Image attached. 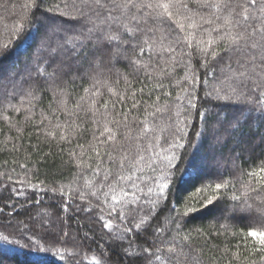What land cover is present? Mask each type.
Instances as JSON below:
<instances>
[{
	"label": "snow or ice",
	"instance_id": "snow-or-ice-1",
	"mask_svg": "<svg viewBox=\"0 0 264 264\" xmlns=\"http://www.w3.org/2000/svg\"><path fill=\"white\" fill-rule=\"evenodd\" d=\"M44 2L29 0L22 5L28 11L10 29V36L23 37L25 22L32 21ZM6 4L7 0L0 7ZM53 4L48 10L57 15H45L38 21L36 36L29 45L32 53L23 69L17 68L18 60L4 65L3 59L11 48L8 41L0 42V119L7 124L8 132L15 129L17 133L8 135L0 129V135L4 136L0 150L16 154L14 162L18 163L21 154L24 158L18 166L24 169L25 180L13 183H31L27 180L31 171L27 161L34 153L45 160L48 155L56 154L55 151L44 153L45 145L58 150L61 156L67 151V163L78 169L74 182L83 183L68 193L55 182L46 187L54 196L59 193L61 213H84L87 219L100 224L106 230L101 239L106 236L120 248L130 264H153V260L158 264H213L214 259L220 258L204 261L202 257L208 239L205 230H187L188 223L194 219L190 214L197 211L194 206L186 204L183 213L163 220L161 216L167 207L174 170L183 158L178 150L193 146L188 131L192 121L204 125L203 131H196L195 136L202 139L211 136L217 143L236 138L256 120L264 125V0H60V3L53 0ZM113 49L120 59L127 61L130 72L117 73L122 76L125 89L115 100L101 103L102 88L107 87L116 95L106 81L99 79L102 69L108 67L104 57ZM195 56L199 57V68L208 69L203 79L192 63ZM85 66L89 73H96L92 89H85L86 95L72 109L62 106L61 111L67 117L64 123L57 117L53 124L43 113L40 120L33 121L35 105H31V100L38 99L37 94L45 85L54 96H64L63 91L57 93V83L62 87L68 78L74 81ZM178 68H183L185 75L177 84L186 86L180 87L175 96L177 119L172 139L166 141V154L161 156L154 150L161 136L156 134L157 126L150 124L147 116L155 117L162 111L158 106L162 96L172 98L170 89L177 86L172 81ZM208 77L212 78L206 92L208 102L223 101L222 105H215L221 107V112L209 113L207 106L199 103L197 84H208ZM21 96L30 98L23 122L4 114L8 109L15 113L22 111L12 103ZM60 103L66 105V101ZM229 107L232 112L222 117L223 109ZM167 108L166 105L164 110ZM257 111L260 115L254 116ZM21 123L31 124L35 129V145L23 143ZM89 124L91 127H86ZM86 133L91 134L87 146L78 142ZM74 140L77 143L73 147H60L63 143L72 145ZM246 175L249 181L241 194H236L235 184L222 174L217 176L214 187L207 186L213 195L206 197V204L202 203L201 207L212 205V210L220 213L217 222L224 232L228 224L219 221L241 219L240 213L255 211L264 220V201L254 209L248 200V192L259 194L264 190V166ZM0 176L12 180L9 172ZM253 182L258 187H253ZM0 186L16 196L24 193L23 187L9 188L2 181ZM32 188L35 190L37 185L32 184ZM229 191L233 193L230 197ZM46 216L47 213L41 214L38 221L39 227L45 229L43 239L50 240L53 246L64 245V252L57 250L64 264H83L82 241L88 239L87 233L68 240L65 238L69 233L61 226L57 237L47 231L56 224L51 218L45 220ZM114 221L119 222L118 226H114ZM36 224L33 220L31 225L17 226L16 232L21 238L32 241L36 237L38 241L41 236ZM133 236L143 238L145 244L149 236L153 240L138 253L132 243ZM201 237L205 245L197 243ZM249 239L252 246L248 253L257 254L260 264H264V230L249 229L244 236L246 248ZM239 247L237 244V251L231 253L229 247H224L227 264H256L249 255L242 256ZM97 250L96 264H107L110 256L106 249L97 245Z\"/></svg>",
	"mask_w": 264,
	"mask_h": 264
},
{
	"label": "trees",
	"instance_id": "trees-1",
	"mask_svg": "<svg viewBox=\"0 0 264 264\" xmlns=\"http://www.w3.org/2000/svg\"><path fill=\"white\" fill-rule=\"evenodd\" d=\"M28 2L29 0H7L6 6L0 7V42L8 41L11 48L8 56L3 59L5 66L11 65L18 60L17 68L23 69L25 62L28 61L32 53V48L29 45L32 44L33 37L36 36L38 21L45 15H57L55 12L48 10L50 7H54L53 0H45L44 4L36 10L32 21L25 22L24 36L20 39H17L14 35L10 36V29L28 11L21 6ZM55 3H60V0H55ZM0 5H5V0H0ZM192 7H196L195 3L192 4ZM59 22L57 20V23ZM198 62L199 57L195 56L192 63L194 67L199 69V75L203 79L204 73L208 69L199 68ZM104 63L108 67L102 69V75L99 76V79L106 81L107 86L112 88L116 95L110 93L107 87L102 88L103 97L101 98V103H103V100H109L110 102L115 100L125 89L126 86L122 76H118L117 73L127 74L130 72L127 61L120 59V55L115 49L104 57ZM217 71L219 70L217 69ZM95 75L96 73H89L87 66H85V69L77 74V78L74 81L68 78L62 87L58 82L56 85L57 93L63 91L66 93L64 96H54L49 86L45 85L44 90L37 94L38 99L31 100V105H35L33 108V121L40 120L42 118L41 113H43L44 116L52 120L53 124L56 123L57 117L60 123L63 124L67 117L61 111L62 106L72 109L74 103L80 97L86 95L84 90L92 89L94 83L93 77ZM184 75L185 70L178 68L175 79L172 81L177 86L170 89L172 91V98L166 99L162 96L158 105L162 111L156 113L155 117L151 115L147 116L149 123H154L157 126L156 134L161 136L159 146H156L154 149L161 156L166 154V150L168 149L166 141L170 142L172 139V128L174 121L177 119L176 114L178 111V106L174 103L175 96L179 92L180 87L186 86L184 84H177V81H181ZM129 79H131V76H129ZM207 79L208 84H197L196 91L199 103L206 105L209 113L221 112V107L215 105L217 103L222 105L223 101L208 102L206 92L212 83V78L208 77ZM136 87H139V84ZM29 100L30 98L27 97H18L12 103L21 107L22 111L15 113L12 109H8L4 114L11 116L13 120L23 122L24 115L28 114L27 109L30 107ZM61 100L66 101V105H61ZM166 105L168 108L164 110ZM119 107L120 105L117 104L118 109ZM200 110L203 112L205 108L201 107ZM148 111L153 112L154 109H149ZM231 112L232 109L230 107L224 108L222 117L225 113ZM253 115L259 116L260 113L257 111ZM47 123L48 121H45V124ZM21 126L24 128L22 134L25 139L23 143L35 145L37 143L35 129L31 124L24 125L21 123ZM86 127H91V125H86ZM203 128L204 125L200 121H192L188 131L192 136L193 146L178 150L182 153L183 158L178 161V166L174 170V175L170 181V190L167 196L168 203L165 211L162 213L161 220L169 215L176 216L178 213H183L186 210L185 205L191 204L197 211L190 214L194 219L188 223L187 230L194 228L205 230V235L208 239L202 253L204 261H208L210 257H219L220 259L218 260L214 259L213 264H227V258L224 257V247H229L231 253L237 251L236 245L239 244V251L242 256L249 255L250 259L256 261V264H260L257 254L248 253L247 249L251 248L252 241L251 239L247 241L246 248L244 236L249 229L264 230V220H261L255 211L251 214L240 213L241 219L219 221V223L228 224L227 232H224V230L219 229L217 222L220 213L214 212L212 205L202 208L201 204H206L205 198L213 195V192L207 186L212 185L214 187V184L218 182L217 176L220 174L232 180L235 184L236 194L246 191L245 185L249 181L246 173L264 166V125L259 120H256L250 126L245 127L236 138H226V142L222 140L220 143H217L211 136L207 139H202L194 135L196 131H203ZM0 129H3L8 135H17L15 129L8 132L7 124L2 119H0ZM3 140L4 136L0 135V149L3 147ZM89 141H91V134L86 133L78 142L87 146ZM75 143H77L76 140L73 141L72 145L63 143L60 147L67 149L73 147ZM53 151L56 154L48 155L46 160L34 153L27 161L28 167L31 169L27 174V180L31 181V183L19 185L13 182L25 180V171L18 166V163L24 162L23 155L21 154L18 157L17 163L14 162L16 154L0 150V173L9 172L12 176L11 181L7 180L4 176H0V181L8 184L9 188L23 187L24 189L22 195L16 196L12 192L3 191L2 186H0V193H2L0 195V264H64L62 256L57 253L58 249L60 252H64V245L56 244L53 246L50 240L46 242L43 239L45 229L39 227L38 221L41 219V214L44 213L48 214V216L44 217L45 220L51 218L59 223L57 232H52L57 237L60 236L59 229L61 226H63L64 231L69 233V237L65 238L68 240L73 236L83 237L87 233L88 239L82 241L81 257L83 264H96V260L99 259L97 245L100 248L106 249L108 256H110L107 264H130L129 258L123 255L120 248L110 243L106 236L101 239L106 230L102 229L100 224L87 219L84 213L60 212L59 193L54 196L51 192L46 191V187L52 186L53 182H55L56 186L63 185L65 192L68 193L82 185L83 181L74 182L78 169L74 164L67 163V151L61 156L58 150L47 145L43 148L44 153H52ZM5 161H7V164H5ZM13 168L15 171L11 172L10 170ZM145 171H147V168ZM32 184L37 185L35 190L32 188ZM252 186L258 187L255 182H253ZM232 194V191H229L228 196L230 197ZM248 200L254 209L260 206V202L264 201V190L260 191L259 194L248 192ZM37 201H41V203L38 204ZM228 202L229 204L232 203L230 199ZM161 207H164V205L162 204ZM172 209L176 211L173 212ZM35 216H38L37 219L34 218ZM33 220H38L36 228L39 229V235L41 236V239L38 241H36V237H32V241H36V243H32V241L26 238H21L16 232L17 226L21 225L20 227H22L25 223L31 225ZM113 223L114 226H118L119 224L118 221H114ZM218 230L220 232L219 235L217 234ZM131 239L138 253L141 248L147 247L153 240L149 236L147 238L148 244H145L143 238L137 239L133 236ZM37 243L39 247H37ZM127 243L128 241L124 242L125 247H127ZM197 243L205 245V239L201 237ZM68 247H70V244ZM153 264H158V262L153 260Z\"/></svg>",
	"mask_w": 264,
	"mask_h": 264
},
{
	"label": "rangeland",
	"instance_id": "rangeland-1",
	"mask_svg": "<svg viewBox=\"0 0 264 264\" xmlns=\"http://www.w3.org/2000/svg\"><path fill=\"white\" fill-rule=\"evenodd\" d=\"M38 216H35L34 218L37 219ZM38 221V220H37ZM54 221V220H53ZM55 222V221H54ZM56 227L55 228H49L50 232H57L59 223L55 222ZM21 226V225H20ZM63 227V226H62Z\"/></svg>",
	"mask_w": 264,
	"mask_h": 264
}]
</instances>
